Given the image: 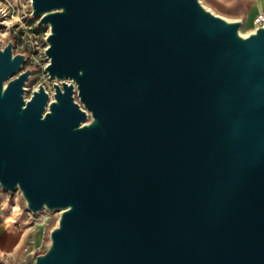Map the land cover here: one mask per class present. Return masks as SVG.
<instances>
[{
  "label": "water",
  "instance_id": "obj_1",
  "mask_svg": "<svg viewBox=\"0 0 264 264\" xmlns=\"http://www.w3.org/2000/svg\"><path fill=\"white\" fill-rule=\"evenodd\" d=\"M0 47V187L60 211L30 264H264V26L199 0H30Z\"/></svg>",
  "mask_w": 264,
  "mask_h": 264
},
{
  "label": "rangeland",
  "instance_id": "obj_2",
  "mask_svg": "<svg viewBox=\"0 0 264 264\" xmlns=\"http://www.w3.org/2000/svg\"><path fill=\"white\" fill-rule=\"evenodd\" d=\"M221 1L225 4L222 5ZM199 2L213 13L229 20H240L236 18L241 17L247 9V6L234 0H199ZM9 3L10 5L5 3L4 0H0V47H3L8 40H12L14 52L26 54L23 69H32L30 78L25 85L27 89L25 97L27 99L39 84H43L45 89L52 94L54 80L50 79L44 71V67L48 62L44 50L46 48L45 37L49 28L48 26L39 25L38 19L31 17L30 0H9ZM240 29L245 34L254 30L251 25L244 23ZM15 218L18 222L25 223L26 228L40 224L37 230L40 232L38 243L29 244L28 247L30 252L32 250L44 251L47 246L44 240L48 237L50 229L55 225V213L42 210L29 215L18 190L9 192L0 187V219L11 221ZM30 256L33 259L34 254H30Z\"/></svg>",
  "mask_w": 264,
  "mask_h": 264
},
{
  "label": "crops",
  "instance_id": "obj_3",
  "mask_svg": "<svg viewBox=\"0 0 264 264\" xmlns=\"http://www.w3.org/2000/svg\"><path fill=\"white\" fill-rule=\"evenodd\" d=\"M241 5L247 6L246 11L239 18L246 25L253 27V19L257 13H264V0H234ZM222 5L225 3L223 1ZM40 224H35L26 228L25 223L13 220L0 219V264L31 259L30 254H36L42 250L29 251V244H37L40 232L37 231ZM43 240V238H42ZM45 244L47 240L45 238Z\"/></svg>",
  "mask_w": 264,
  "mask_h": 264
},
{
  "label": "built area",
  "instance_id": "obj_4",
  "mask_svg": "<svg viewBox=\"0 0 264 264\" xmlns=\"http://www.w3.org/2000/svg\"><path fill=\"white\" fill-rule=\"evenodd\" d=\"M4 1H5V3H7V4L10 5L9 0H4ZM253 22H254V29L256 27H259V26H264V14L263 13H257L254 16ZM48 212H50V211H48ZM51 212H54L55 213V216H56L55 223H56V221H57V219L59 217L60 211H51ZM27 214L31 215V213L28 212V211H27ZM46 240H47V242L49 241L48 237L46 238ZM32 260L33 259L31 258V259L22 260L20 262L12 261V262H9L8 264H30L32 262Z\"/></svg>",
  "mask_w": 264,
  "mask_h": 264
},
{
  "label": "bare ground",
  "instance_id": "obj_5",
  "mask_svg": "<svg viewBox=\"0 0 264 264\" xmlns=\"http://www.w3.org/2000/svg\"><path fill=\"white\" fill-rule=\"evenodd\" d=\"M264 14V13H263ZM219 15V14H218ZM254 23V22H253ZM243 25V24H242ZM253 28H254V24H253ZM240 33L242 34V35H248V34H245L244 32H242V29H240Z\"/></svg>",
  "mask_w": 264,
  "mask_h": 264
},
{
  "label": "trees",
  "instance_id": "obj_6",
  "mask_svg": "<svg viewBox=\"0 0 264 264\" xmlns=\"http://www.w3.org/2000/svg\"><path fill=\"white\" fill-rule=\"evenodd\" d=\"M42 252V251H41Z\"/></svg>",
  "mask_w": 264,
  "mask_h": 264
}]
</instances>
